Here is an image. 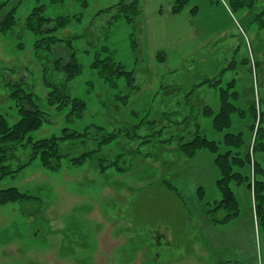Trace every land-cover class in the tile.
<instances>
[{
  "label": "rangeland",
  "instance_id": "1",
  "mask_svg": "<svg viewBox=\"0 0 264 264\" xmlns=\"http://www.w3.org/2000/svg\"><path fill=\"white\" fill-rule=\"evenodd\" d=\"M121 1L0 0L8 2L0 20L12 9L15 19L0 32V114L10 124L20 118L23 99L11 95L12 84L21 82V96L32 92L49 113L32 140L90 128L75 143L61 144L72 158L115 135L82 164L63 158L56 169L39 158L27 162L28 149L18 152L11 169L24 166L0 181V191L17 188L35 199L0 202V264H264V223H257L247 180L230 183L237 217L214 225L207 209L220 197L216 155L202 150L188 157L178 146L199 132L222 153L225 134L240 133L238 151L251 156L240 172L254 177L256 163L255 180L264 184V138L252 149L258 123L264 129V0L238 11L226 0H192L176 15L173 0ZM39 7L46 18L67 19L50 49L35 48L44 35L25 26ZM71 53L80 69L67 80L62 69ZM106 56L132 72V85L124 77L105 81L91 68ZM45 77L85 103L82 118L71 116L70 106L49 107ZM214 77L221 80L202 84ZM227 88L238 92L235 105L244 112L232 113L228 128L216 131L203 111L217 112L220 89Z\"/></svg>",
  "mask_w": 264,
  "mask_h": 264
},
{
  "label": "trees",
  "instance_id": "2",
  "mask_svg": "<svg viewBox=\"0 0 264 264\" xmlns=\"http://www.w3.org/2000/svg\"><path fill=\"white\" fill-rule=\"evenodd\" d=\"M229 7L233 11H238L241 9H252L254 7V0H226ZM192 0H173L172 4V14L176 15L183 11L186 7L190 5ZM86 1H83L85 4ZM124 0L121 1L120 5L126 6ZM8 4H0V14L3 8ZM131 8V12L136 14L137 9L135 5L128 6ZM13 9L8 12L0 20V32L8 31L15 24V19L13 16ZM194 13L197 11L196 6L191 9ZM43 8L39 7L34 9L26 19V28L37 35H44L41 40L36 41L35 48L39 49L47 47L50 49L52 46H56L60 40L55 37V33L61 29H64L67 25V19H49L43 16ZM264 17V10L261 14ZM261 17V16H260ZM53 21V25H51ZM261 26L264 28V20H261ZM91 68L97 70L99 76L105 81L110 80V78H126L127 82L133 84L132 72L124 70V68L113 61L109 56L105 59L95 58L91 63ZM80 66L75 60L74 54H69V62L63 67L66 79L69 80L77 74H79ZM21 74L22 78H25ZM46 78V77H45ZM218 80H205L204 83H210L214 85ZM233 82L228 84V87H232ZM17 89L13 91L11 97L14 99H23L21 106L18 109L20 118L10 124L8 120L0 114V181L7 175H12L18 170H20L24 165L18 166L16 170L11 169V162L18 158V152L21 150L28 149L30 152L29 159L30 162L36 158H39L43 166L56 169L60 165V160L63 158L68 159L72 164H82L88 158L92 157L95 153L99 152L103 145L111 142L115 135L105 136L101 141H99L97 149L87 150L77 157L67 158L65 153L61 152V144L66 143L68 140L77 141L78 139L87 136L89 134L90 128L84 129L83 133H77L76 131H71L68 133L69 129H62V136H52L49 138H43L39 140H32L31 134L38 131L44 123L50 122L49 113L40 110L33 100V93H22L21 96V82H14L12 84ZM232 85V86H231ZM44 87L47 89V103L49 107H55L56 110H61L64 107L70 106L69 114L76 118H82L86 111L85 103L77 98L70 97L68 95L59 92L55 84L49 81L47 78L44 80ZM133 87V86H132ZM193 91L190 90L188 95L190 96ZM220 106L217 112H214L210 107H205L203 115L207 118H211V127L216 131H221L228 128L230 123V116L234 112H244L241 108L235 105L238 101V92L233 91L231 94L227 89H220ZM249 111L255 118H259L261 121L262 115L257 113L254 105L249 107ZM186 118V117H185ZM255 133V139L253 143V151L256 148L262 147L263 143L261 140L264 138V129L260 128V123ZM95 128H99L95 126ZM88 139L87 137H85ZM96 139H92L94 141ZM90 142V143H91ZM72 143V146L74 145ZM224 143L227 146V150L224 152L219 151V145L212 140L206 138L205 135L196 132L192 135L191 139L184 141L180 139L179 149L188 157L194 156L197 152L202 150H209L214 153L215 164L219 170L220 177L217 180V187L219 191V199L214 201L213 204L208 203L209 209H207V214L212 224L223 225L227 224L231 220L237 217L239 213L238 202L235 197L234 192L231 190L230 183L236 181L241 183L247 180L248 187L252 188L253 200H254V211L256 214L257 223H264V184L261 181L255 180L256 171L259 170L256 163H253V173L254 177L244 176L240 169L244 168L246 165L251 166V156L250 153L241 155L238 151L243 143L241 134H225ZM92 144V143H91ZM71 146V147H72ZM108 166L103 167L105 170ZM253 178V180H252ZM171 191H175L171 186L166 185ZM35 199L33 197L27 196L17 188H8L6 190L0 191V202L1 204H6V202H22L25 200Z\"/></svg>",
  "mask_w": 264,
  "mask_h": 264
},
{
  "label": "crops",
  "instance_id": "3",
  "mask_svg": "<svg viewBox=\"0 0 264 264\" xmlns=\"http://www.w3.org/2000/svg\"><path fill=\"white\" fill-rule=\"evenodd\" d=\"M213 79H216V80H218V81H220V80H221V79H218V78H215V77H214V78H211V79H209V80H213ZM206 80H207V79H206ZM234 84H235V83L233 82V84H232V85L234 86ZM232 85H231V86H232ZM233 86H232V87H233Z\"/></svg>",
  "mask_w": 264,
  "mask_h": 264
}]
</instances>
